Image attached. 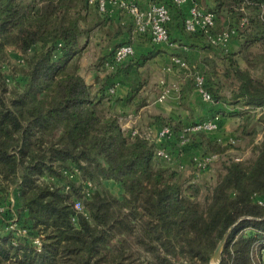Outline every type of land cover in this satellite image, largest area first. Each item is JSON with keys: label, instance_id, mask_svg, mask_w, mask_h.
Listing matches in <instances>:
<instances>
[{"label": "trees", "instance_id": "trees-1", "mask_svg": "<svg viewBox=\"0 0 264 264\" xmlns=\"http://www.w3.org/2000/svg\"><path fill=\"white\" fill-rule=\"evenodd\" d=\"M212 2L197 3L214 14L215 33L234 30L239 47L207 63L206 90L214 103L264 107V79L250 73L264 65V0ZM181 6L171 1L178 13ZM97 13L88 0H0V264H209L229 228L219 264H253L264 244V205L255 200L264 199V137L248 165L224 166L202 205L199 182L155 155L167 150L161 142L130 136L101 108L113 84L95 88L81 76ZM154 119L189 140L182 149L223 155L232 147L171 117Z\"/></svg>", "mask_w": 264, "mask_h": 264}, {"label": "crops", "instance_id": "crops-1", "mask_svg": "<svg viewBox=\"0 0 264 264\" xmlns=\"http://www.w3.org/2000/svg\"><path fill=\"white\" fill-rule=\"evenodd\" d=\"M122 1H133L141 6L151 2H161L169 7L171 4V0H107L106 11L97 13V24L89 43L79 56L78 64L86 84H94L95 88L105 81L113 84V93H109V88L105 87L101 96L99 94L101 108L105 113L116 116L125 133L130 134L135 130L140 136L161 142L167 152H176L171 156L172 160L167 161L171 168L181 169L187 155L191 157L201 151H184L178 157L181 151L179 137L182 133H172L168 140L160 139L158 132L163 125L154 119L157 115L171 117L181 124L183 131L191 123L217 116V127L208 133L209 136L222 144L229 142V138L232 139L234 135L246 137L247 142L243 140L239 150L240 158L251 155L254 159L256 153L252 150V145L259 143L264 137V128L261 132L258 130V125H261L259 117L264 113V107H240L223 101L207 102L195 87V75L202 74L205 81L209 80L207 63L214 61L220 64L218 57L224 53L221 49L210 46L206 38L189 35L183 29L182 16L187 15L194 3L198 5V0H185L181 6L182 12L179 13L175 8H170V38L166 42H153L149 36L136 33L130 15L119 5ZM201 2L207 7H212L213 4L212 0ZM123 43L130 44L133 52L116 66L111 62L112 52ZM238 47V40L230 39L228 52H236ZM148 54L151 57L143 60ZM240 111L241 114L229 115ZM234 123V128L229 127ZM236 143L239 147V142ZM209 171L210 168L195 172L198 181L208 185L210 179L204 174Z\"/></svg>", "mask_w": 264, "mask_h": 264}, {"label": "built area", "instance_id": "built-area-1", "mask_svg": "<svg viewBox=\"0 0 264 264\" xmlns=\"http://www.w3.org/2000/svg\"><path fill=\"white\" fill-rule=\"evenodd\" d=\"M175 5L180 6L185 0H171ZM90 4H94L97 7L98 12L104 13L106 11L107 0H88ZM130 15L133 23V29L138 34H144L150 37L153 42H166L169 40V26L172 21V12L167 4L161 2H151L146 6H141L133 1H122L119 4ZM183 28L187 33L202 32L211 46L227 50V45L235 33L233 29H225L221 32L215 33V18L212 12H207L201 9L196 3H194L189 9L187 15L182 21ZM132 47L130 44L123 43L114 48L112 52V61L114 65L122 63L132 54ZM194 84L200 93L201 98L207 102H213L210 93L206 90L205 78L202 74H196L194 77ZM109 93H113V87L108 89ZM217 116H214L207 120L197 121L191 128L192 130H198L203 132L214 131L217 127ZM186 129V130H187ZM171 134L168 127L163 126L158 132V137L164 139ZM130 136H140L137 131L133 130L129 134ZM145 139H149L147 136H140ZM150 140V139H149ZM189 140L180 135V144L186 145ZM155 155L157 157L168 160L171 158L169 152L162 148L156 150ZM218 159V155H202L193 157L194 168L201 169L207 167L211 161ZM232 161H239L238 158H234ZM66 175L70 179H76V173H70L66 171ZM63 186L67 189L68 186L63 181ZM93 190V184L90 181L83 183L84 196L88 197ZM10 203L13 204V197H10ZM256 202L260 205H264V199L261 197L255 198ZM76 209H81L80 200L74 201ZM3 211V207L0 206V212ZM11 228L13 225L10 226ZM246 231H252V228H245ZM254 231V230H253ZM36 243H38L36 241ZM253 264H264V244L261 245L258 250H255V258Z\"/></svg>", "mask_w": 264, "mask_h": 264}, {"label": "rangeland", "instance_id": "rangeland-1", "mask_svg": "<svg viewBox=\"0 0 264 264\" xmlns=\"http://www.w3.org/2000/svg\"><path fill=\"white\" fill-rule=\"evenodd\" d=\"M11 56H12V58H16V59L18 58L14 54H11ZM17 60H19V59H17ZM250 73L254 77H260V78H263L264 79V65H259L257 68L251 69L250 70ZM226 94L228 95L229 92H227ZM217 121H218V119H217ZM259 121H260L261 125H258L260 127V129H258V130H259V132H261V130L264 128V113L260 114ZM235 123L233 125L230 124L229 127L234 128ZM207 133H209V132H207ZM262 136H264V134ZM238 137L239 136H235L234 135V137L232 136V139L229 138V140H228V138H227V140L229 141L227 143H230L232 147L226 152V154L218 155V159L215 160V161H211L207 165V167L201 168L200 170L197 169V168H194V163L192 161L193 160L192 159L193 157L192 156L190 157L189 155H187L186 156V160H185L186 161L185 162V165H183L181 169L175 168L178 171L182 172L185 176L190 177L192 182H199V184L202 186L200 188L201 189V192L197 196V199L199 200V202L202 205H204L205 199L209 196L210 189L215 185V183L217 182V180L219 179V177L223 174V172H224V166L229 161H232L235 157H238L240 162H243V163H245V165H248L253 160V157L251 155L250 156L249 155L248 156H244L243 159L240 158L241 156L239 154V150H241V144L244 143V142L246 143L248 139L246 137L245 138L239 137L240 140L238 141ZM243 140H244V142H243ZM236 142H239V144H240L239 147L236 146V144H237ZM180 147H181V149H180L181 151L179 152L178 157L180 155H182L181 153H183L184 150H185V149H182V145H180ZM188 150L189 151H192L190 149H187V150H185V152L188 151ZM199 153H201V154H199L197 156H202L203 155L202 152H199ZM170 160H172V157L170 159L166 160V161L169 162ZM208 168H210V171L207 172L206 174H204V176L208 177L210 179V182L209 183L207 182L208 185H205V183H202V182L198 181V179L196 178V173L195 172H199V171H201L203 169L205 171ZM103 184L113 194L120 195L121 189H120V187H119L118 184H116V183H114L112 181H104ZM0 228H1V225H0ZM211 261L212 260H210V262Z\"/></svg>", "mask_w": 264, "mask_h": 264}, {"label": "water", "instance_id": "water-1", "mask_svg": "<svg viewBox=\"0 0 264 264\" xmlns=\"http://www.w3.org/2000/svg\"><path fill=\"white\" fill-rule=\"evenodd\" d=\"M231 228H229V230H227V232L224 234L223 238L219 241V243L217 244L212 256H211V260H214L216 262V264H219V260H220V253H221V249L222 246L224 244V241L227 237L228 232L230 231Z\"/></svg>", "mask_w": 264, "mask_h": 264}, {"label": "bare ground", "instance_id": "bare-ground-1", "mask_svg": "<svg viewBox=\"0 0 264 264\" xmlns=\"http://www.w3.org/2000/svg\"><path fill=\"white\" fill-rule=\"evenodd\" d=\"M209 264H216V262L214 260H212Z\"/></svg>", "mask_w": 264, "mask_h": 264}]
</instances>
